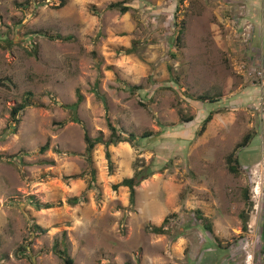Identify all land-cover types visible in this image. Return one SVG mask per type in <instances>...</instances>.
<instances>
[{"label": "rangeland", "instance_id": "1", "mask_svg": "<svg viewBox=\"0 0 264 264\" xmlns=\"http://www.w3.org/2000/svg\"><path fill=\"white\" fill-rule=\"evenodd\" d=\"M61 1L0 0V79H9L0 85V264H30L19 247L41 251L33 264H62L50 251L54 241L74 264H261L264 88L253 78L264 69V0H124V13L107 8L118 0ZM132 41L135 50L123 54ZM250 61L253 74L245 76L239 67ZM76 90L82 99L72 122L62 105ZM26 91L34 105L11 130L9 109ZM204 93L220 99L193 100ZM107 121L152 135L108 145V159L95 144V187L86 189L83 133L105 138ZM246 133L249 143L237 148ZM230 153L235 173L225 163ZM143 167L153 173L133 187L130 203L128 189L112 185ZM72 174L83 178L63 179ZM28 196L57 205L34 209ZM76 196L84 200L66 203ZM245 209L239 240L237 214ZM30 222L45 231L34 235ZM162 222L164 234L145 229ZM212 235L235 249L219 262Z\"/></svg>", "mask_w": 264, "mask_h": 264}, {"label": "trees", "instance_id": "2", "mask_svg": "<svg viewBox=\"0 0 264 264\" xmlns=\"http://www.w3.org/2000/svg\"><path fill=\"white\" fill-rule=\"evenodd\" d=\"M124 2H125L124 0H118V1L110 2L107 5V8L117 10L119 13H124L128 9V6L124 5ZM62 4H63V0L59 3V5H62ZM176 10L178 11V8L174 9V11H176ZM177 26H178V28L176 30L175 36L172 38V41L178 49L179 46H181L180 45L181 44L180 43V34L182 32L183 26L181 23ZM54 38L61 39L64 41V40H68V38H70V36L67 35V36L60 37L59 35H54ZM135 48H136V42L132 41L129 47L120 48V51L123 54H130L135 50ZM27 52L28 53H34L35 50H34V48L31 47V48H27ZM169 56L173 57L174 54L170 53ZM168 70L171 71L170 67L168 68ZM172 79L176 80V77H173ZM4 80L9 82V79H7V78L3 79V80L0 79V85L4 84ZM124 88L128 89L129 91H132V90H136L137 88L139 89L140 87L134 86V85H132V86L126 85V87H124ZM95 94H97V93L95 92ZM31 96H32L31 92H29V91L24 92L20 101L16 105L12 106L9 109L8 123H9V126H11V128H12L11 130H14L15 127L17 126V124L19 122L20 112L26 106L34 105L33 102L31 101ZM219 97H220V95H218V94L217 95H209L207 93H204V94H199V95L193 97V100L204 103L205 105H209V104L211 105V104H214L216 101H218L220 99ZM189 98L191 99L192 97L189 95ZM81 99H82L81 94L76 90L75 91V101L73 103H68V104L62 105V107H65L66 109H68V112H69L68 119L72 122H78V119H77L76 114H75V110H76L78 103L81 101ZM213 113H214V111L209 110L203 116L201 122L199 123L197 134H200L203 131L205 124L210 120L211 115ZM180 120L189 121V120H191V117L186 116V115H182L180 117ZM56 124L62 125L63 122H58ZM106 126L108 128L109 133L105 138H102L101 135H97L95 137H89L86 132L83 133L84 151L79 155L83 157V159L85 160V162L87 164L86 168H85V172H84L85 174L86 173L88 174V179L86 182V189L95 187V185H94V172L95 171H94V168L91 166V160H90V153H91L95 144L99 143L105 147L104 155L108 159V152L106 151V147L108 145H110V144L114 145L118 142H128L132 146V144H135L138 140H141L143 138H148L149 136L152 135L151 131H148V130H144L140 134H134L132 132L125 133L122 128H120V127L116 128V126L112 125L109 121H107ZM251 136H252L251 133H246L245 135H243L241 137L240 141L238 143H236L235 146L237 148L243 149L249 143ZM46 147H47V144L45 143V144L41 145L38 148V150L41 152V151L45 150ZM8 157L11 158V156H8ZM236 162H237L236 159L234 157H232L231 153L226 156L225 163H226L228 171H230L232 173L236 172V168H237ZM108 167H110L109 161H108ZM151 173H153V171L150 167H143V168H140V169L134 171L131 176L122 178L119 182H117L116 184H114L112 186H113V188H116L117 186L126 187L129 191L128 196H129L130 203H131L132 197H133V187L136 186L142 179H144L146 176H148ZM76 178L77 179L83 178V175L72 174V175H68V176L63 177L64 180L76 179ZM242 196H243V201L246 204V208H248L249 202H248V197H247V189H243ZM81 200H84V197L76 196V197H70V198L66 199L65 201L69 205H74ZM28 203L34 209L50 208V207L57 205V204H53V203H40L37 200H35L32 196H28ZM58 204H60V203L58 202ZM195 214H196L197 218L201 219L199 211L196 210ZM237 217L240 221V234L238 235V238H239V240H241V238L243 237L242 234L245 233L247 230L246 227H247L248 216H247L246 209L240 211L237 214ZM201 220H202L201 227L206 231L207 234L211 235L212 231H211L210 223L207 221H203V219H201ZM30 226H31V230H32L34 235H38V234L43 233L45 231V229H43L42 227L38 226L37 224H35L33 222H30ZM145 229H146V231H148L150 233H155V234H164L166 232V227L164 226L163 222L159 225H149ZM260 230H262L261 240H262L263 246L260 249L259 253H260L261 264H264V225H262V229L260 228ZM212 237H213V240L215 241V243L211 242V246H210L211 253L210 254L213 256V258H215L214 261L216 260L219 262L220 259H218V258H221V257L227 255L228 252L234 248L233 247L229 248L232 245V243L221 244L213 235H212ZM18 251L20 252L21 256H25L29 260L30 264H33V259H34L33 257H35L36 254L41 252V251H37L33 256H31V255L26 253L27 251H26L25 247H19ZM44 251H46V250H44ZM50 251L61 261L62 264H74L72 258L68 255L65 247L58 248V244L56 241H54L52 243V245L50 247ZM213 252H215V253H213Z\"/></svg>", "mask_w": 264, "mask_h": 264}, {"label": "built area", "instance_id": "3", "mask_svg": "<svg viewBox=\"0 0 264 264\" xmlns=\"http://www.w3.org/2000/svg\"><path fill=\"white\" fill-rule=\"evenodd\" d=\"M247 64V65H246ZM243 62L242 65L239 67L240 70H244L245 76H249L251 74H253V72H251V61L249 63ZM259 69H255V78H257V80H260L262 78V69L261 67H258ZM253 70V69H252Z\"/></svg>", "mask_w": 264, "mask_h": 264}, {"label": "flooded vegetation", "instance_id": "4", "mask_svg": "<svg viewBox=\"0 0 264 264\" xmlns=\"http://www.w3.org/2000/svg\"><path fill=\"white\" fill-rule=\"evenodd\" d=\"M261 2H262V0H261ZM260 2V3H261ZM264 9V7H263V4L260 6V14H262V10ZM262 69V71H264V69L263 68H261ZM263 75L264 74H262V77H263ZM255 81L254 82H258L259 81V83H260V85L259 86H261L262 88H264V79L263 78H261L260 80H257V78H253ZM262 215H261V225H260V228L262 229V225H264V198H263V200H262ZM262 235V230H260V236ZM262 245H263V243H262Z\"/></svg>", "mask_w": 264, "mask_h": 264}]
</instances>
